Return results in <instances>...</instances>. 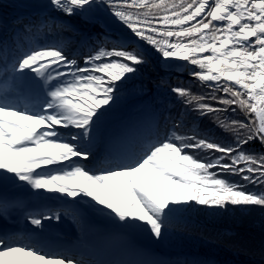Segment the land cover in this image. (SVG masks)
Returning <instances> with one entry per match:
<instances>
[{
    "label": "snow or ice",
    "instance_id": "obj_1",
    "mask_svg": "<svg viewBox=\"0 0 264 264\" xmlns=\"http://www.w3.org/2000/svg\"><path fill=\"white\" fill-rule=\"evenodd\" d=\"M250 205L264 0H0V264H221L199 217Z\"/></svg>",
    "mask_w": 264,
    "mask_h": 264
},
{
    "label": "trees",
    "instance_id": "obj_2",
    "mask_svg": "<svg viewBox=\"0 0 264 264\" xmlns=\"http://www.w3.org/2000/svg\"><path fill=\"white\" fill-rule=\"evenodd\" d=\"M137 103L135 98L122 101L116 109V118L129 115ZM198 223L202 225L205 234L213 238H198L197 251L214 255L221 264H262L258 253L264 248V207H232L227 212L202 215ZM234 243L256 254L237 251L230 247Z\"/></svg>",
    "mask_w": 264,
    "mask_h": 264
}]
</instances>
